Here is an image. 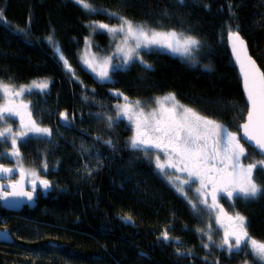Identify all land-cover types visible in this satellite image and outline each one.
I'll return each mask as SVG.
<instances>
[{
  "label": "trees",
  "instance_id": "trees-1",
  "mask_svg": "<svg viewBox=\"0 0 264 264\" xmlns=\"http://www.w3.org/2000/svg\"><path fill=\"white\" fill-rule=\"evenodd\" d=\"M88 2L99 11L89 12L75 0H0L6 20L0 23V81L22 86L48 78L46 92L34 90L25 97L40 126L53 130L51 138L33 137L19 145L26 167L40 170L47 163V171L39 173L51 188L35 206L18 212L0 203V227L14 238L0 241V264H262L249 248L230 255L219 247L224 237L218 229L208 233L214 243L208 242V218L194 212L159 174L155 151L148 156L130 148L133 128L124 122L108 128L106 117L115 116L112 106L123 100L113 95L117 91L149 107L155 97L174 93L181 104L230 132L239 131L247 103L226 35L238 31L264 72V0ZM110 12L157 31L192 35L200 45L185 59L141 51L151 69L136 60L100 81L82 63L81 51L91 35L97 49L109 44V33L94 29L93 22L119 23ZM61 112L74 117L71 127L62 125ZM4 126L0 123V129ZM109 139L111 146L105 144ZM246 149L264 158L252 147ZM8 150L9 144L0 146V151ZM0 163L13 167L8 159ZM87 163L89 176L82 171ZM255 177L264 184V174L257 171ZM217 206L225 226L233 228L229 218L240 213L247 217L250 236L264 242V196L256 201L221 198ZM166 229L173 238L167 242L159 239Z\"/></svg>",
  "mask_w": 264,
  "mask_h": 264
},
{
  "label": "snow or ice",
  "instance_id": "snow-or-ice-1",
  "mask_svg": "<svg viewBox=\"0 0 264 264\" xmlns=\"http://www.w3.org/2000/svg\"><path fill=\"white\" fill-rule=\"evenodd\" d=\"M75 2L89 12L99 11L93 8L88 0H75ZM108 15L118 18L120 24L109 26L105 23L93 22V27L94 29L106 30L113 37L123 34V41L117 45V52L122 53L121 66L123 67L139 60L145 69H151L152 65L140 56L141 50L157 47L167 49L181 56L191 57L193 50L200 45V41L192 35H185L174 30L157 31L147 24L136 23L115 12H110ZM0 23H6L2 9H0ZM17 31L23 30L17 29ZM229 38L234 39L233 52L236 54L237 62L240 63L248 105L245 122L240 125L242 136H239L236 132H230L226 125L202 116L194 109L181 104L174 93L155 97L156 107L145 112L144 102L138 99L129 100L122 92L117 91L113 95L117 98L122 97L124 103L113 105L115 116L108 115L106 117L108 128H112L121 122L133 128V135L128 141L130 148L144 151L145 155L148 156L151 155L149 149L156 150L157 154L154 159L156 168L160 173L168 175L169 169H175L176 172L187 174V179L176 177L180 185L177 191L183 193L185 185H190L199 180L200 188L196 191L203 195V190L209 184L212 185L213 204L209 207L216 206L218 193L226 194L229 200L241 199L244 201H256L264 196V184L257 183L255 177L257 171L264 174V158L254 160L247 165L242 164V158H247L249 153L246 151L244 144L240 142L241 139H244L250 147H254L264 157V72L248 55L245 42L238 31H230ZM47 39L53 42L51 35ZM129 39L134 40L135 44L134 46L125 47ZM56 51L60 54V59L64 61L68 70H71L68 61L60 53L58 47ZM239 52L243 53V60H241ZM112 59L113 57L103 59L104 67L97 73L100 80L111 78L112 70L117 67L112 64ZM89 67L92 66L89 65ZM92 70L95 72V67H92ZM49 83V81L40 83L33 81L30 86H20L19 90H15L16 86L14 84H5L0 81V99H8L9 96L15 98L26 94L30 95L34 90L43 93L47 91ZM30 107V104L16 106L11 101L0 106V123H7L9 119L15 116H20L21 120L19 131H14L12 127H5L0 130V146L9 144L10 147L7 152L0 151V160L8 159L10 162L13 158L22 160L19 151L20 144L33 137L51 138L53 135L51 128L41 127L31 118V112H28V123H24V118L17 109ZM90 115L92 114L90 113ZM95 115L99 117L100 113ZM60 118L63 126H72L74 117L70 118L67 112H61ZM99 138L98 136L97 139ZM112 143L110 139L105 141V144L109 146ZM81 147L85 152L88 151L83 145ZM47 167L45 162L40 170L47 171ZM85 168L88 174L91 175V169L87 165H85ZM40 170L21 168V180L7 185L8 188L12 189L10 192L5 191L4 184H0V201H8L10 197L20 196H26L29 200H32L37 182L43 188H49L51 182L40 178ZM15 171V168L5 167L3 163H0V177H9ZM25 177L30 178L33 192L16 190ZM169 182L175 183L171 176H169ZM189 203L194 212L200 211L197 204L192 203V201H189ZM201 203L208 204L206 199L202 200ZM128 219L131 218L128 217ZM229 219L234 222L233 229L231 232H225L224 238L218 246L226 248L230 255L239 253L243 248H249L253 256L264 262V242H259L250 236L247 217L236 213L234 217ZM208 227L210 229L211 225ZM198 231L203 232L204 230L198 229ZM205 234L208 236L209 241H213L211 234ZM4 238H7L6 231ZM159 239L167 242L173 238L166 229ZM176 239L178 240V238ZM203 246L208 248L209 244L206 243ZM177 253L182 254L179 249H177ZM188 254H191L190 250Z\"/></svg>",
  "mask_w": 264,
  "mask_h": 264
},
{
  "label": "rangeland",
  "instance_id": "rangeland-1",
  "mask_svg": "<svg viewBox=\"0 0 264 264\" xmlns=\"http://www.w3.org/2000/svg\"><path fill=\"white\" fill-rule=\"evenodd\" d=\"M119 24H120V21H119V23H117V24H115L113 26H118ZM96 30H99V29H96ZM104 31H106V30H104ZM108 35L110 36V41H109V44L106 46V48L97 49L95 47V45L92 44L93 35H91V36H89V37H87L85 39L84 44H83L84 46H83V49L81 51V58H82L81 61H82V63L84 65H87V67H89V65H91L92 67H95V69H96L95 72L92 70V67H89V68L91 69V71L93 72L94 76H96V78L98 80H100V79L98 78L97 73H99L102 70V68L104 67V64H103V59L104 58L113 57L112 64L116 65V66H121L122 53L117 52V45L120 44L123 41L124 36H123V34H118L115 37H113L110 34H108ZM134 44H135V41L132 40V39H129L128 43H127V45H125V47L134 46ZM148 50H158V51L160 50V51L171 53L173 55H176V56H179V57H182V58L184 57V59L186 58L185 56H181L180 54L172 53V52L168 51L167 49H163V48L153 47L152 49H148ZM148 50H141V51H148ZM141 51H140V55H141ZM58 56H60L59 53H58ZM34 81L39 83V82L49 81V79L44 77L42 79H37V80H34ZM100 81H107V80H100ZM32 82H30L28 84H24L22 86H30L32 84ZM19 87L20 86H16L15 90H19ZM162 96H164V95H161L159 97H162ZM0 101H1L0 102V106L8 103L9 101H11V103L16 105V106H19L21 104H30L31 105L30 101L25 97V95L22 96V97H15V98L9 96L8 99H0ZM122 103H124V100H122L120 104H122ZM155 107H156V104H155V101H153V106L149 107V106H145L144 105V110H145V112H148L149 110H151V108L153 109ZM31 109H32V107L27 108V109L26 108H18L17 110L23 116L25 124H27L28 121H29L28 112L32 113V117L31 118L34 119L39 124V121H37V119L35 118L34 110H31ZM10 120H12V121H10ZM10 120H8L7 123H5V126L3 128L12 127L14 131H19L20 130V123H21L20 116H15V117H13ZM2 129H0V130H2ZM236 133L239 136H241L240 135V131H236ZM132 135H133V133H132ZM241 143L244 144V142H241ZM244 146H245V149H246L247 146L245 144H244ZM246 151L248 152L247 149H246ZM248 153H249V156L247 158H245L246 165L248 163L253 162L254 160L262 159L260 157L259 158L256 157L253 154L256 157L255 158L254 156H252L250 154V152H248ZM154 158H155V156H154ZM161 158L163 160L162 156H161ZM11 161H12V166L23 168L25 170L32 169V167H30V166L26 167L23 163H21V160H18L17 158H13ZM154 162H155V159H154ZM85 165H87L88 168L91 167V165L89 163H87ZM85 165L82 168V171L87 172V169L85 168ZM159 174H161L162 177H166L167 182L171 185V187L174 188V190L181 197L186 199L188 202L192 201V203H195V204L198 205V207L200 209V212H202L208 218V220L206 221V226H209V225L212 224L210 229H209V227H207L209 231L206 229V233H209L213 229H218V231L221 232L222 236L224 237L225 232H231L232 231L233 228L232 227L229 228V227L225 226L224 225V221L221 220V216L217 215V209H218L217 202H216V206L215 207H209V206H211L213 204V197L211 195L213 190H211L210 186H207L203 190L204 194L201 195V193L196 191V189L200 188V181L196 180L195 182L191 183L190 185H185L184 186V192L182 193V192L177 191V188L180 187V185H179V181L176 180V177H180L181 179H187V174L186 173H179V172H176L175 169H169L168 170V175H164V174H162L160 172H159ZM39 175H40V173H39ZM86 175L89 176L88 173ZM169 176L172 177V179H173V181H175V183H170L169 182ZM204 199L207 200V202H208L207 205H204L203 203H201V201L204 200ZM204 235L207 236L205 233H204ZM207 238H208V236H207ZM208 242H210V241L208 240ZM261 263L264 264V262H262V261H261Z\"/></svg>",
  "mask_w": 264,
  "mask_h": 264
},
{
  "label": "water",
  "instance_id": "water-1",
  "mask_svg": "<svg viewBox=\"0 0 264 264\" xmlns=\"http://www.w3.org/2000/svg\"><path fill=\"white\" fill-rule=\"evenodd\" d=\"M231 32H234V31H231ZM226 37H227V47L229 48L230 56L233 59L235 68H237L239 79H241V89H242V93H243V98L246 101V94H245V91H244L243 75L241 73L240 63L237 62L236 54H234V52H233L234 39H230L229 38V33L226 35ZM240 37L244 40L245 45L247 47V43H246L245 39L243 38V36L240 35ZM238 51H239V49H238ZM247 53L256 62L255 58H253L250 55L249 47H247ZM239 55L241 57V60H243V58H244L243 57V53L239 52ZM256 64L258 66L257 62H256ZM259 68L261 70V67H259ZM246 103H247V101H246ZM246 110H248V105H247V109ZM246 116H247V112H246V115L244 117L243 122L240 123V125L245 122ZM240 125H239V131H240V134L243 135L242 129H240ZM242 140L245 141L244 139H242ZM253 149L256 151V149L254 147H253ZM9 168H14V167H9ZM15 169H16L15 173L12 174L11 176H9V177H0V184H4L5 185V191H8V192L12 191L11 188L7 187V185L9 183H15L16 181H20L21 180L20 168L17 167ZM18 174H19V177H18V179L16 181H14V182L10 181L11 178H13L15 175H18ZM38 188H40V191H41V193L43 195H46V193L48 191H50L51 186L49 188L45 189V188H43L42 186L39 185V182H37L36 190L33 192L30 180H27V177H25L23 179L22 183L20 185H18L16 190L17 191H24V192H33V199L29 200L26 196H20V197H14V198L10 197L8 201H0L1 206L3 208H5L7 211L10 210V211H13V212H18L24 206L33 207L36 204V200H37V194L36 193H37V189ZM5 231L7 232V238H4ZM13 240H14V238L12 237V235L8 231V229L0 227V241L11 243Z\"/></svg>",
  "mask_w": 264,
  "mask_h": 264
},
{
  "label": "flooded vegetation",
  "instance_id": "flooded-vegetation-1",
  "mask_svg": "<svg viewBox=\"0 0 264 264\" xmlns=\"http://www.w3.org/2000/svg\"><path fill=\"white\" fill-rule=\"evenodd\" d=\"M241 140H242V139H241ZM241 142H243V140H242ZM241 144H242V143H241ZM149 151H150V152L155 151V155L157 154V153H156V150L149 149ZM161 156L163 157L162 154H161ZM241 163L244 164V165H246V163H245V158H242ZM13 167H15V166H13ZM230 170H231V169H230ZM18 176H19V175H15L13 178H11V181H13V182L16 181V180L18 179ZM40 178H41V179H45L44 177H40ZM28 179H29V178H28ZM29 180H30V179H29ZM208 186H210L211 190H213L212 185L209 184ZM208 191H209V190H208ZM36 194H37V198L40 197V195H41L40 188L37 189V193H36ZM42 195H43V194H42ZM221 197H222V198H225V199H228L227 196H226V194L218 193V194H217V199H216V201L219 202V200L221 199ZM228 200H229V199H228ZM27 207H28V206H27Z\"/></svg>",
  "mask_w": 264,
  "mask_h": 264
},
{
  "label": "bare ground",
  "instance_id": "bare-ground-1",
  "mask_svg": "<svg viewBox=\"0 0 264 264\" xmlns=\"http://www.w3.org/2000/svg\"><path fill=\"white\" fill-rule=\"evenodd\" d=\"M243 142H245V141H243ZM245 145H246L247 147L249 146V144H248V143H246V142H245ZM252 148H253V147H252ZM41 194H42V193H41ZM42 196H43V195H42Z\"/></svg>",
  "mask_w": 264,
  "mask_h": 264
}]
</instances>
